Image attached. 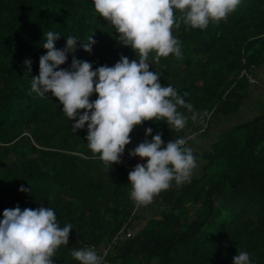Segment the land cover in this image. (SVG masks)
Returning <instances> with one entry per match:
<instances>
[{
    "label": "trees",
    "instance_id": "16d2710c",
    "mask_svg": "<svg viewBox=\"0 0 264 264\" xmlns=\"http://www.w3.org/2000/svg\"><path fill=\"white\" fill-rule=\"evenodd\" d=\"M48 31L60 35L58 49L69 36L79 39L62 69L70 68L73 57L90 62L93 70L114 66L121 55L138 62L93 0H0V220L5 209L17 206L52 208L61 227L72 225L54 264H80L71 252L84 247L103 255L105 264H233L240 251L249 253L251 264H264V111L218 131L209 149L193 151L202 160L201 171L154 197L156 209L139 226L134 219L140 206L130 199L128 180L135 165L147 162L129 155L145 139L146 128L153 129L149 141L160 132L164 146L177 138L189 144L194 136L210 134L217 115L239 109L250 90L241 71L264 62V0H242L226 20L206 29L181 20L173 28L180 59L170 54L155 63L150 53V70L192 111L179 108L188 117L179 131L166 121L135 126L134 140L110 171L87 146V124L73 132L75 120L63 114L58 99L31 89ZM93 34L89 53L81 44ZM25 60H31V72ZM95 99L93 93L90 101ZM21 186L30 193L19 191Z\"/></svg>",
    "mask_w": 264,
    "mask_h": 264
},
{
    "label": "clouds",
    "instance_id": "9594fccd",
    "mask_svg": "<svg viewBox=\"0 0 264 264\" xmlns=\"http://www.w3.org/2000/svg\"><path fill=\"white\" fill-rule=\"evenodd\" d=\"M95 11L109 21L118 33V40L130 47L136 59L121 55L114 66H100L93 70L88 61L73 57L69 69L60 68L67 61V53L76 50L77 39L67 37L66 47L58 49L55 42L60 35L48 31L42 45L46 54L39 58V75L32 76L31 89L43 97L48 93L63 105V114L73 132L87 124V146L106 166L121 163L125 146L131 143L130 133L145 121H166L177 131L182 130L188 117L180 107L192 111L178 91L160 83V75L150 70L149 55L154 52L155 63L173 54L182 58L181 42L173 35V28L184 24L206 29L210 22L219 23L237 10L242 0H93ZM175 10L182 14L175 16ZM95 34V33H94ZM90 35L81 47L91 53L96 41ZM31 72V60L23 62ZM97 99L90 101L92 94ZM187 93H185V96ZM78 110H84L80 114ZM196 115L193 114L192 119ZM152 128L145 129V139L129 152L132 157L146 159L128 173L131 184L130 199L137 206L151 204L154 197L190 182L198 167L197 158L188 138L170 140L164 146L162 133L149 141ZM29 192L31 188L20 187ZM72 225L61 227L55 211L50 207L36 209H5L0 220V264H54L52 257L62 245H68ZM71 256L80 264H105L103 255L93 247L73 249ZM233 264H251L247 251L233 257Z\"/></svg>",
    "mask_w": 264,
    "mask_h": 264
},
{
    "label": "rangeland",
    "instance_id": "374dc122",
    "mask_svg": "<svg viewBox=\"0 0 264 264\" xmlns=\"http://www.w3.org/2000/svg\"><path fill=\"white\" fill-rule=\"evenodd\" d=\"M252 70L254 71V73L258 74L262 81L260 80L257 84L254 83L255 85H249L250 90L248 91L246 98L243 100L241 106L236 112H233L226 116L217 115V117L214 119L216 122L214 121L212 123L213 126L211 128L212 130L210 136H213L219 130L229 128L238 121L248 120L252 118L255 114L264 111V63L262 62L261 64L254 67ZM133 140L134 138L132 137L131 141ZM209 140H212V138H204L202 136L197 135L192 138V141L188 144V146L191 147L194 151H199L202 150L203 147L208 146ZM196 158L198 167L193 172L199 173L201 171L202 160L198 157ZM156 207L157 202L155 200H153V202L147 206H140L138 208V211L141 213V215L134 219V225L139 226L140 224H142L143 221L147 218L148 212L153 209H156Z\"/></svg>",
    "mask_w": 264,
    "mask_h": 264
},
{
    "label": "crops",
    "instance_id": "0c3cea01",
    "mask_svg": "<svg viewBox=\"0 0 264 264\" xmlns=\"http://www.w3.org/2000/svg\"><path fill=\"white\" fill-rule=\"evenodd\" d=\"M264 63V62H263ZM252 74H253V77H254V79H255V81L254 82H250V84H253V85H255V84H257V83H259V81L261 80V78L258 76V74H256V73H254V71L252 70V72H251ZM262 81V80H261ZM255 83V84H254ZM246 98V97H245ZM212 126H213V124H212ZM212 128V127H211ZM212 130V129H211ZM220 131V130H219ZM218 132V131H217ZM217 132L213 135V136H210L211 135V132H210V134L209 135H207V136H202V137H206V138H208V137H211L212 138V140L214 139V136L217 134ZM198 136H200V135H198ZM212 140H209V142H208V146L207 147H203V149L202 150H199V151H203V150H207V149H209V147H210V144H211V142H212ZM192 141V140H191ZM190 141V142H191ZM189 142V143H190ZM189 147V146H188ZM194 151V150H193ZM198 151V150H197Z\"/></svg>",
    "mask_w": 264,
    "mask_h": 264
},
{
    "label": "built area",
    "instance_id": "2783aa9c",
    "mask_svg": "<svg viewBox=\"0 0 264 264\" xmlns=\"http://www.w3.org/2000/svg\"><path fill=\"white\" fill-rule=\"evenodd\" d=\"M241 75H244L248 79V81H250V82H254L255 81V79L253 77V74L251 72H248L246 70H242L241 71ZM130 233H131V230L130 229H126L125 230V235H129ZM106 249H107V247L104 246L103 247V251L105 252Z\"/></svg>",
    "mask_w": 264,
    "mask_h": 264
}]
</instances>
